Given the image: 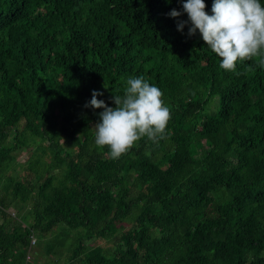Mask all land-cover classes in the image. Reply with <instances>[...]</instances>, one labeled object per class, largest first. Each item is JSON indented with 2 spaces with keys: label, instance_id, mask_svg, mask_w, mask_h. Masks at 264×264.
<instances>
[{
  "label": "trees",
  "instance_id": "trees-1",
  "mask_svg": "<svg viewBox=\"0 0 264 264\" xmlns=\"http://www.w3.org/2000/svg\"><path fill=\"white\" fill-rule=\"evenodd\" d=\"M182 5L0 0V264L25 261L29 234L49 264H264V67L220 68L178 30ZM140 75L166 137L112 159L85 105L95 90L114 107Z\"/></svg>",
  "mask_w": 264,
  "mask_h": 264
},
{
  "label": "clouds",
  "instance_id": "clouds-1",
  "mask_svg": "<svg viewBox=\"0 0 264 264\" xmlns=\"http://www.w3.org/2000/svg\"><path fill=\"white\" fill-rule=\"evenodd\" d=\"M182 7L188 21H180L178 30L190 21L189 35L199 31L220 58V68L236 72L237 62L253 58L264 67V5L260 0H213L211 15L205 11L204 0H183ZM169 15L179 17L181 12L173 9ZM98 95L103 93L94 90L85 107L103 109L95 124V144L107 146L110 158L118 159L144 137L153 143L166 137L170 108L161 89L143 75L127 79L123 95L111 97L114 107L97 99Z\"/></svg>",
  "mask_w": 264,
  "mask_h": 264
},
{
  "label": "rangeland",
  "instance_id": "rangeland-1",
  "mask_svg": "<svg viewBox=\"0 0 264 264\" xmlns=\"http://www.w3.org/2000/svg\"><path fill=\"white\" fill-rule=\"evenodd\" d=\"M26 155L24 152H20V153H17L16 154V158H15V162H14V169H13V173H21L23 168L21 167V165L23 164V160L25 159ZM25 205H23V207L21 208V211H24L25 210ZM8 210H10L12 213V209L11 208H8ZM33 238H35L33 236ZM42 239H45L42 238ZM99 242L103 245V246H106L107 244H110L109 241H106V240H101L99 239ZM42 242H37L32 246L31 248V255L29 256V258L24 261L22 264H49L46 262V256L42 255L41 254V245Z\"/></svg>",
  "mask_w": 264,
  "mask_h": 264
},
{
  "label": "built area",
  "instance_id": "built-area-1",
  "mask_svg": "<svg viewBox=\"0 0 264 264\" xmlns=\"http://www.w3.org/2000/svg\"><path fill=\"white\" fill-rule=\"evenodd\" d=\"M28 238H29V248L26 250V254H25V261L29 258V256L31 255V248H32V246H33V243H34V238H33V235H31V234H29V236H28Z\"/></svg>",
  "mask_w": 264,
  "mask_h": 264
}]
</instances>
